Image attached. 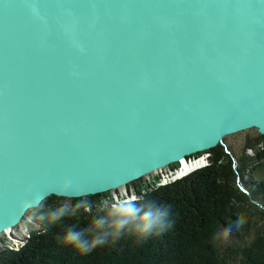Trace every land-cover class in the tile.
Segmentation results:
<instances>
[{"label":"water","instance_id":"obj_1","mask_svg":"<svg viewBox=\"0 0 264 264\" xmlns=\"http://www.w3.org/2000/svg\"><path fill=\"white\" fill-rule=\"evenodd\" d=\"M253 128L264 0H0V236Z\"/></svg>","mask_w":264,"mask_h":264},{"label":"trees","instance_id":"obj_2","mask_svg":"<svg viewBox=\"0 0 264 264\" xmlns=\"http://www.w3.org/2000/svg\"><path fill=\"white\" fill-rule=\"evenodd\" d=\"M227 137L225 144L207 151L211 155L209 165L182 179L152 191L142 186L145 180L132 182L139 189V196H143L141 202L169 207L165 227L146 242L139 243L132 236L122 237L80 255L59 242L76 220L65 218L50 227L42 216L66 200L74 204L83 197L51 195L26 216V219L33 216L42 228L33 231L27 244L19 250L1 249L0 264H264V207L258 204L264 205V178L259 176L264 166L261 146L264 135L258 131L249 135L241 155L227 144ZM248 149L254 154H248ZM247 174L249 180L242 185H246L251 196L240 188V180ZM109 193L86 198L99 205L111 200ZM257 211L259 222L255 220L257 214H251ZM241 218L243 224H240ZM90 219L85 213L80 218V226H86ZM225 231L229 233V241L222 246L220 237Z\"/></svg>","mask_w":264,"mask_h":264},{"label":"clouds","instance_id":"obj_3","mask_svg":"<svg viewBox=\"0 0 264 264\" xmlns=\"http://www.w3.org/2000/svg\"><path fill=\"white\" fill-rule=\"evenodd\" d=\"M119 198L101 202L96 205L93 201L83 198L74 204L64 202L60 206L50 209L43 219L50 227L56 226L65 218H73L76 223L69 226L59 238L65 247H72L80 255H86L98 247L115 243L122 237H135L139 243L146 242L149 237L158 234L165 227V220L169 216V207H157L153 203L141 202L134 193L128 195L121 190ZM70 182H65L56 192L58 196H71ZM39 200L33 199L27 203L29 207H38ZM95 208V211H94ZM85 213L91 216L86 226H80V218ZM244 220L241 218L240 224ZM228 232L223 233L227 238Z\"/></svg>","mask_w":264,"mask_h":264},{"label":"rangeland","instance_id":"obj_4","mask_svg":"<svg viewBox=\"0 0 264 264\" xmlns=\"http://www.w3.org/2000/svg\"><path fill=\"white\" fill-rule=\"evenodd\" d=\"M256 131L257 129L253 128V129H249V130H246V131H242V132H238V133H235V134H232V135H229L227 137V144L231 146V148L234 150V152L237 154V155H241L243 153V149L245 147V143H246V140L248 138L249 135H254L256 134ZM204 153H207V151H203V152H199L198 154H194L192 156H198V155H201V154H204ZM247 153L248 154H251L253 155V151L251 149H248L247 150ZM181 161L178 163L180 165ZM264 163V161H263ZM171 168H173L174 166H169ZM176 167V166H175ZM202 168V167H201ZM195 170L193 171H190L189 173H192L194 172ZM261 171V172H260ZM259 171V176L260 178H264V166L261 168V170ZM154 174V173H152ZM152 174H149L150 176H152ZM147 175V176H149ZM155 175H156V172H155ZM147 176H144L142 177L141 179L142 180H147ZM182 179V178H181ZM249 180V174H247L244 179L240 180L241 184H240V188L242 191H244L245 193H247V189H246V185H242L243 182H247ZM175 182V181H173ZM171 182V183H173ZM170 184V183H168ZM167 185V184H165ZM131 185H128V186H124V187H130ZM161 186H164V185H161ZM159 186V187H161ZM124 187H120L118 190L120 191V193L122 194L121 190H123L122 188ZM115 191V190H113ZM113 191H110L109 195H113ZM123 192H125V189L123 190ZM143 197V196H142ZM141 197V198H142ZM69 200H66L65 202H68ZM258 202H256L257 204ZM259 204V207H264L263 204L261 203H258ZM253 210H256V209H253ZM251 210V211H253ZM253 216H256V219L257 222H259L260 220H258L257 218H260V212L257 211L256 212H253L251 213ZM42 228L41 224L39 222H37L33 216H29L27 217V219L25 218L20 224H18L16 227H13L11 230H9V234H7L6 232L3 233L1 236H0V250L1 249H14V250H19L21 247H23L24 245L27 244L28 242V239L30 237V235L32 234L33 231H37V230H40ZM221 239V245H226L229 241L228 237L225 238L224 236H221L220 237ZM7 244H9V246H7Z\"/></svg>","mask_w":264,"mask_h":264},{"label":"bare ground","instance_id":"obj_5","mask_svg":"<svg viewBox=\"0 0 264 264\" xmlns=\"http://www.w3.org/2000/svg\"><path fill=\"white\" fill-rule=\"evenodd\" d=\"M261 146L264 147V144H262ZM210 156L211 155L209 152L198 155V156L190 155V156L180 160L181 161L180 165L178 164L176 167L171 168L169 166H166V167H163L161 169H158L155 171L156 175H155V172H152L154 174L150 173V174H152V176H150L149 174H148L149 176L146 175L147 180L144 181L142 186L147 187L148 190L152 191L161 185H165V184L171 183L173 181H177V180L189 175L190 171H193V170L196 171V170L200 169L201 167L203 168V167L209 165L210 164V159H209ZM172 165H170V166H172ZM128 185H131V186L128 188L122 186V187H124L122 189L123 190L125 189V193H127L128 195H131L134 193L135 195H137L138 197L141 198V194L139 196V194L137 192L139 189L137 190L136 186L133 185L132 183H130ZM128 185H125V186H128ZM118 189H115V191L112 190L113 195L112 194L109 195L110 199L119 198L122 195ZM6 233L9 234V231H7ZM7 246H9V244H7Z\"/></svg>","mask_w":264,"mask_h":264}]
</instances>
